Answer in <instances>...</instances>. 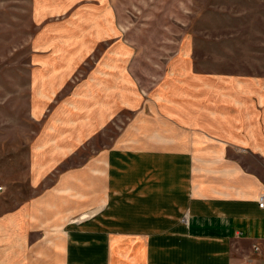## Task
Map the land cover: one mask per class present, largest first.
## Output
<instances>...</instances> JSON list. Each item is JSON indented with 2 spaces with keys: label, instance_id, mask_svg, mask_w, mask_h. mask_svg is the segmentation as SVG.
<instances>
[{
  "label": "crops",
  "instance_id": "1",
  "mask_svg": "<svg viewBox=\"0 0 264 264\" xmlns=\"http://www.w3.org/2000/svg\"><path fill=\"white\" fill-rule=\"evenodd\" d=\"M64 3L32 1L31 109L48 114L33 175L49 172L46 143L49 158L65 157L83 126L94 136L116 111L132 119L23 213L0 218V264H264L263 87L210 85L183 49L151 89H131L133 48L112 1ZM73 78L76 92L62 96Z\"/></svg>",
  "mask_w": 264,
  "mask_h": 264
},
{
  "label": "rangeland",
  "instance_id": "2",
  "mask_svg": "<svg viewBox=\"0 0 264 264\" xmlns=\"http://www.w3.org/2000/svg\"><path fill=\"white\" fill-rule=\"evenodd\" d=\"M32 1L0 0V218L23 213L31 198L60 171L109 148L133 114L127 109L116 111L107 125L96 127L94 136L93 127L83 126L86 136L67 144L65 157L49 158L46 143L49 172L40 180V175H33V163L44 164L43 159L33 160L32 151L41 119L48 114L43 111L36 117L31 109L33 37L38 32ZM52 1L60 5L64 0H48ZM79 1L65 0L63 7ZM111 1L115 26L133 48L131 89H151L168 60L187 49L194 74L211 78L210 85L258 83L263 87L259 101H264V0ZM73 80L76 84L68 81L62 96L76 92L79 81ZM64 129L71 137L76 134L73 126ZM88 215L83 221L90 219Z\"/></svg>",
  "mask_w": 264,
  "mask_h": 264
},
{
  "label": "built area",
  "instance_id": "3",
  "mask_svg": "<svg viewBox=\"0 0 264 264\" xmlns=\"http://www.w3.org/2000/svg\"><path fill=\"white\" fill-rule=\"evenodd\" d=\"M259 207L264 210V191L262 192L260 199H259Z\"/></svg>",
  "mask_w": 264,
  "mask_h": 264
},
{
  "label": "bare ground",
  "instance_id": "4",
  "mask_svg": "<svg viewBox=\"0 0 264 264\" xmlns=\"http://www.w3.org/2000/svg\"><path fill=\"white\" fill-rule=\"evenodd\" d=\"M84 218V217H83Z\"/></svg>",
  "mask_w": 264,
  "mask_h": 264
}]
</instances>
